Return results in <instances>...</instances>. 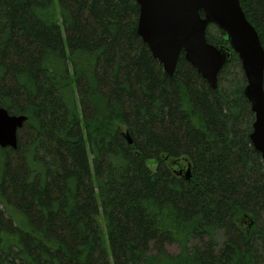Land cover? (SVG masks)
I'll use <instances>...</instances> for the list:
<instances>
[{
    "label": "trees",
    "instance_id": "obj_1",
    "mask_svg": "<svg viewBox=\"0 0 264 264\" xmlns=\"http://www.w3.org/2000/svg\"><path fill=\"white\" fill-rule=\"evenodd\" d=\"M240 1L264 47V0ZM139 16L135 0H0V107L28 117L0 147V264H264L239 56L217 88L184 54L170 76Z\"/></svg>",
    "mask_w": 264,
    "mask_h": 264
},
{
    "label": "water",
    "instance_id": "obj_2",
    "mask_svg": "<svg viewBox=\"0 0 264 264\" xmlns=\"http://www.w3.org/2000/svg\"><path fill=\"white\" fill-rule=\"evenodd\" d=\"M135 1L140 5L138 34L170 76L184 54L209 85L217 88L218 76L230 59L231 50L239 55L247 78L245 96L255 113L250 137L264 162V47L241 1ZM211 24L226 32L231 48L208 42L206 31ZM27 119V115H12L0 107V147H18V132Z\"/></svg>",
    "mask_w": 264,
    "mask_h": 264
},
{
    "label": "rangeland",
    "instance_id": "obj_3",
    "mask_svg": "<svg viewBox=\"0 0 264 264\" xmlns=\"http://www.w3.org/2000/svg\"><path fill=\"white\" fill-rule=\"evenodd\" d=\"M170 161H173V160H170ZM169 161V162H170ZM175 162V161H174ZM170 163H172L173 164V166L175 167V170L177 171V172H179V171H181V170H184V171H186L187 169H186V164H184V163H182V164H179V166L178 165H176L175 163H173V162H170ZM148 164L150 165V167L152 168V169H156V166H157V164H156V162L155 161H150V162H148ZM263 219H264V213H263ZM167 250L170 252V254L172 253H178L179 251H180V247L177 245V244H174V243H171V244H168L167 245Z\"/></svg>",
    "mask_w": 264,
    "mask_h": 264
}]
</instances>
